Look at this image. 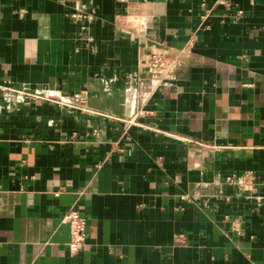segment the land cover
Returning a JSON list of instances; mask_svg holds the SVG:
<instances>
[{
    "label": "crops",
    "instance_id": "obj_1",
    "mask_svg": "<svg viewBox=\"0 0 264 264\" xmlns=\"http://www.w3.org/2000/svg\"><path fill=\"white\" fill-rule=\"evenodd\" d=\"M0 264H264V0H0Z\"/></svg>",
    "mask_w": 264,
    "mask_h": 264
},
{
    "label": "built area",
    "instance_id": "obj_2",
    "mask_svg": "<svg viewBox=\"0 0 264 264\" xmlns=\"http://www.w3.org/2000/svg\"><path fill=\"white\" fill-rule=\"evenodd\" d=\"M187 53V47L174 48L167 45L158 46L151 50L141 61L146 74L142 81L146 94H151L158 86L172 80ZM226 181L243 189H253L257 184V176L249 170L242 174L227 176ZM62 221L67 224L69 229L68 251L70 254H75L84 245L87 220L76 210H69L63 215Z\"/></svg>",
    "mask_w": 264,
    "mask_h": 264
}]
</instances>
